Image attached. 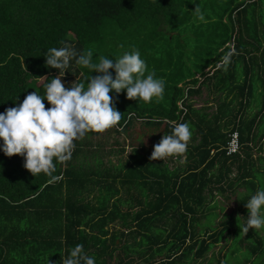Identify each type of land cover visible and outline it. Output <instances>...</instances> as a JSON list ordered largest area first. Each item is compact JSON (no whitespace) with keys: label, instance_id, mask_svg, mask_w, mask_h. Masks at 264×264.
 Segmentation results:
<instances>
[{"label":"trees","instance_id":"16d2710c","mask_svg":"<svg viewBox=\"0 0 264 264\" xmlns=\"http://www.w3.org/2000/svg\"><path fill=\"white\" fill-rule=\"evenodd\" d=\"M183 2L0 0V113L32 91L45 95L59 74L45 54L64 44L78 54L92 49L93 62L106 57V38L126 41L127 51L145 47L143 60L165 81L159 101L110 92L123 114L106 130L114 133L110 143L99 140L102 133H86L74 141L70 160H54L51 176L34 177L23 156L0 150V264H61L76 245L95 264H264V227L242 230L245 204L264 189V156H251L257 146L264 153V0H215L204 13L207 22L199 23L207 33L195 32L193 51L181 50L186 40L174 47L168 32L155 33L162 21L183 32L192 27L197 17ZM232 48L238 54L225 70L219 65ZM90 75L97 73L74 58L62 78L70 88L67 79L79 83ZM203 92L211 96V113L191 104ZM185 122L192 132L186 152L150 161L161 137ZM233 132L239 150L226 156ZM125 138L131 152L111 164ZM226 193L236 208L218 217L215 210L223 208L213 199ZM222 239L225 251L205 259Z\"/></svg>","mask_w":264,"mask_h":264},{"label":"clouds","instance_id":"9594fccd","mask_svg":"<svg viewBox=\"0 0 264 264\" xmlns=\"http://www.w3.org/2000/svg\"><path fill=\"white\" fill-rule=\"evenodd\" d=\"M193 13L200 21L207 22L200 7L196 6ZM235 54L238 53L234 48L225 53L219 67L226 70ZM74 58L76 64L97 75H90L83 82L74 81L66 88L62 77ZM45 63L59 70V74L46 84L45 95L32 91L17 106L0 113V140L3 141L0 150L8 157L23 156L24 168L34 177L41 172L51 176L56 169L54 160L61 163L70 160L74 141L83 139L86 133H103L120 123L123 114L114 107L110 92L119 94L125 90L127 99L139 98L146 103L154 97L158 101L163 99L165 81L156 78L154 71L145 75L147 64L135 48L115 60L99 56L98 62H93L92 49L78 54L64 44L48 49ZM109 69L114 70L115 76ZM45 99L50 107H45ZM191 136L187 122L176 124L170 135H163L153 146L150 161L184 154ZM245 207L248 216L242 226L244 234L249 228L264 227V189H258ZM61 264H95V258L84 252L83 245H76Z\"/></svg>","mask_w":264,"mask_h":264},{"label":"rangeland","instance_id":"374dc122","mask_svg":"<svg viewBox=\"0 0 264 264\" xmlns=\"http://www.w3.org/2000/svg\"><path fill=\"white\" fill-rule=\"evenodd\" d=\"M195 1H196V3H195ZM214 1L215 0H188V1L185 0V2H183V4L181 6H182L183 10L185 8L189 7V13L194 15V17L192 16L191 18H195L196 15L193 13V11L195 10L196 6L200 7L202 12H203V14H204V13L207 12V10L210 9V6H211V4H213ZM193 2H194V4H192ZM200 22H202V21H200L198 18L190 19L189 23H190V25L192 27L193 26L194 27L193 28L191 27L188 31L183 32L182 30L178 29L177 27L176 28H173V27L171 28L166 22L162 21L161 25H159V27H157L155 33L156 34L161 33L160 34V36H161V35H165L166 32H168L166 35H171L175 39L173 44H172L174 47L176 45L182 43V40H186V44L185 45H181V48H182L181 50H183V48H184L185 49L184 51H186V49L187 50L190 49V51H193V49L195 48V44H196V42H195L196 39H194L196 37V33L195 32L207 33V30H206V28L204 26L203 27L202 26L199 27L200 26L199 25ZM170 30H173V32H170ZM121 40L124 41L123 38ZM178 42H180V43H178ZM105 45L106 46H105L103 51L106 52V57H108L110 59H113V60L119 58L124 52L127 51L126 48H128L126 41H125V44L121 45V44L116 43L115 38H113V37L112 38H106ZM137 48H139V47H137ZM138 50L140 52L141 58L144 59L146 57V54H147L146 53V51H147L146 48L145 47H142V48L140 47V49H138ZM129 51H131V50H129ZM96 58H97V55H96ZM146 64H147V71H146L145 74H147V72H152L150 70L151 64L148 63V62ZM152 64H153V62H152ZM206 70L207 69H205V71ZM110 72L114 73V70L111 69ZM195 77H198V75H195ZM73 78L71 77V78L67 79V81L71 84L75 80ZM62 82L63 83L65 82L63 80V78H62ZM122 92H126V91L125 90H121L120 93L122 94ZM121 94H117V95H121ZM210 98H211V96H208V95H206L205 92H203L198 98H193L191 104L193 105L194 108H198L200 106H202V107L207 106V112L211 113L213 108L210 109V110H209V108H211V106H213V102L210 100ZM121 99H122V97H121ZM206 100H207V103H206ZM115 101H121V100H115ZM209 104H211V105L209 106ZM102 134L103 135L101 136V138L99 140H102L104 142V145L109 144L111 138H113V136H114V133L112 131H109L108 133H106V131H105ZM121 140H122V135H120L118 138H116L115 142L118 144ZM148 141H149L148 138H146V141H144V142L147 144ZM189 142H190V140H189ZM124 144H125V148H124V151H123V153L121 155H119V156L118 155L117 156L114 155V156L109 157V160H110L111 164L112 163H116L118 161V158L124 159L125 156H127L131 152L130 151L129 140L127 138H125ZM111 147H113V149H117V146L111 145ZM257 147L252 149V152H251L252 159H256L257 156H264L263 147H261V151H258ZM103 159L106 160V159H108V157H106V155H105ZM180 164H182V158L178 162H171L168 165L171 168L172 166L180 165ZM255 164H257V163H255ZM213 200L218 202V204L223 208L222 211H220V212L217 209L215 210V213L218 214V217H221L223 214L230 213L236 208V200L229 193L222 194L220 196L219 195H215ZM203 221H204L203 219L199 220L200 223L203 222ZM242 221L244 222L245 220L242 219ZM244 223H246V221ZM224 244H225V241L222 239L219 244L215 245L211 249V251L206 255L205 259H207L211 254L216 256L217 252L223 253L225 251V247H223V246H225ZM201 262H203V261H201Z\"/></svg>","mask_w":264,"mask_h":264},{"label":"built area","instance_id":"2783aa9c","mask_svg":"<svg viewBox=\"0 0 264 264\" xmlns=\"http://www.w3.org/2000/svg\"><path fill=\"white\" fill-rule=\"evenodd\" d=\"M238 150H239L238 137H237L236 132H233L229 135L228 141L226 142V145L224 148L225 155L229 156V155L235 154L238 152Z\"/></svg>","mask_w":264,"mask_h":264}]
</instances>
